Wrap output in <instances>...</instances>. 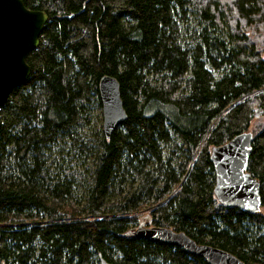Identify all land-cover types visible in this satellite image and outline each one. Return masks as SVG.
<instances>
[{
  "label": "trees",
  "instance_id": "obj_1",
  "mask_svg": "<svg viewBox=\"0 0 264 264\" xmlns=\"http://www.w3.org/2000/svg\"><path fill=\"white\" fill-rule=\"evenodd\" d=\"M22 1L49 22L0 109V264H208L135 237L142 219L264 264V215L217 200L211 161L259 111L248 172L264 208V0ZM106 75L128 118L92 139ZM58 155L93 167L54 173Z\"/></svg>",
  "mask_w": 264,
  "mask_h": 264
},
{
  "label": "water",
  "instance_id": "obj_2",
  "mask_svg": "<svg viewBox=\"0 0 264 264\" xmlns=\"http://www.w3.org/2000/svg\"><path fill=\"white\" fill-rule=\"evenodd\" d=\"M49 16L42 10L29 9L22 0H0V109L14 89L23 85L32 69L28 54L37 49ZM103 110V132L107 139L127 121L120 83L103 76L99 82ZM253 134L242 133L212 150L217 200L230 209L247 214L259 213L262 207L260 182L248 172ZM133 235L139 239L180 247L208 264H244L236 256L212 246L197 244L183 232L167 227H146L141 223Z\"/></svg>",
  "mask_w": 264,
  "mask_h": 264
},
{
  "label": "rangeland",
  "instance_id": "obj_3",
  "mask_svg": "<svg viewBox=\"0 0 264 264\" xmlns=\"http://www.w3.org/2000/svg\"><path fill=\"white\" fill-rule=\"evenodd\" d=\"M198 27V20L197 18L192 15L189 14L188 15V19L187 21L184 23L183 25V34H182V43H189L190 42V37H191V30L195 29ZM93 114H94V119L95 122L92 126V128L90 129H85L83 130L84 133H87V135H92V139L96 138V133L97 132H101L102 134H104L103 132V110L98 108V106L96 105L94 107L93 110ZM261 113L258 111V114L256 116V119L253 121L252 126L250 127V132L253 135H256L259 132V128H260V117ZM81 133V130H80ZM94 134V135H93ZM168 149V148H167ZM169 150V149H168ZM52 164H54V166H52L51 171L54 173L59 172V168L61 169H65L66 167L71 168V170H76L78 172H85V171H89V169H91L93 167V161H82L80 159H75L73 158L71 155L69 156H57L56 160L52 162ZM83 195L84 192L82 191L80 186H75V198L74 203L78 206H80V203L83 201ZM262 215H264V208L261 207V212ZM146 214V212H145ZM142 221H145L144 224L146 227H152L151 224L146 223L147 219H142Z\"/></svg>",
  "mask_w": 264,
  "mask_h": 264
}]
</instances>
